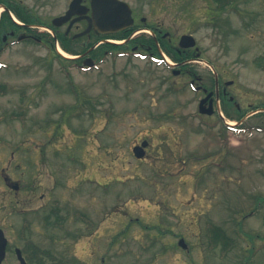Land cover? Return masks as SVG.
<instances>
[{
  "label": "rangeland",
  "instance_id": "1",
  "mask_svg": "<svg viewBox=\"0 0 264 264\" xmlns=\"http://www.w3.org/2000/svg\"><path fill=\"white\" fill-rule=\"evenodd\" d=\"M24 1L44 3L47 19L72 0ZM124 1L136 24L176 45L195 36L212 64H194L206 86L215 71L241 109L264 108V0H237L225 21L211 20L208 0ZM190 82L144 51L108 53L92 68L32 40L0 53L3 264H20L15 248L29 244L54 264H264V117L230 130L200 115ZM53 209L58 225L47 224ZM209 223L237 241L226 258L208 247Z\"/></svg>",
  "mask_w": 264,
  "mask_h": 264
},
{
  "label": "trees",
  "instance_id": "2",
  "mask_svg": "<svg viewBox=\"0 0 264 264\" xmlns=\"http://www.w3.org/2000/svg\"><path fill=\"white\" fill-rule=\"evenodd\" d=\"M208 6H209L210 14L212 15L213 18L211 20H215L216 18H219L220 20L225 21L226 19H223V15L227 11L235 8L238 9L237 0H208ZM187 9H188V5L182 6L183 11H188ZM23 19L26 20L25 18ZM29 22L35 23L33 20ZM225 24H229L228 20L226 21ZM140 28L151 29L154 35L143 34L122 45L104 43L101 44L97 49L92 51L90 56L94 60L98 61L99 59L106 56V54L108 53H114L120 50L127 52L129 50L138 49V50L147 51L150 56L158 57L161 60H164L161 54V51H163L176 63H183L189 60L202 58V56H199L194 50H180L178 46L171 41L170 38H167L165 36V32L157 30L152 25H142V24L136 25L128 30L113 35H102L99 37L93 35L94 40L86 43V46L82 47L81 51L77 49L81 41L72 40V39L65 40L60 36L58 37V39L61 47L66 52H69L74 55H79L81 53L87 52L90 48H92L95 44H97L103 39L127 40L132 36V34L135 31H137ZM48 44H50L52 50H55L54 38L50 37ZM56 56L58 59H61L62 61L65 62L81 63L80 59L69 60L61 57L59 54H57ZM192 64L193 63L183 65L181 67L182 71L183 72L190 71L191 73V71H193ZM213 85H214V80H213ZM222 109L228 118L236 119L238 121H241L247 114V111L239 110L235 100L232 101L229 98V96L228 97L222 96ZM259 116L264 117V113H260ZM260 201H264V200L260 199ZM53 213L57 222L64 220L63 216L59 213L58 209H54ZM52 216L53 215H49L46 217V220L48 222L47 224L51 223L50 221L52 219ZM206 237L208 239V247L210 248L212 253L215 255H219L222 258H225L229 254V252L237 246L236 239L230 237L227 231L223 227L216 225L214 223L208 224L206 229ZM24 252L26 253L27 259L30 264H54L46 261V256H49L50 254L47 251H44L36 247L34 244L27 245V247L24 249ZM218 252L220 254H217Z\"/></svg>",
  "mask_w": 264,
  "mask_h": 264
},
{
  "label": "water",
  "instance_id": "3",
  "mask_svg": "<svg viewBox=\"0 0 264 264\" xmlns=\"http://www.w3.org/2000/svg\"><path fill=\"white\" fill-rule=\"evenodd\" d=\"M89 11H92L91 15H87ZM79 15L77 19L73 20L71 26L77 21L82 19H87L88 27L83 32L74 36V39L86 36L90 34L93 30L98 34H112L117 33L132 27L135 23L133 18V11L131 6L122 0H92L91 7L88 8L82 5V0H74L70 9L65 16L56 18L54 24L56 26H61L68 22L72 16ZM197 41L193 35H183L180 39L179 46L182 49H189L195 47ZM93 47L91 50H94ZM87 64L93 66L92 60L88 59ZM212 96L210 94L206 99L202 100L200 103V112L202 114L212 115L214 113L212 103L210 108H206L205 104ZM219 96V95H218ZM213 102V101H212ZM149 146L148 141H144L141 146L134 148V155L138 159H142L146 156L145 148ZM16 190L19 189V185L14 187ZM180 245L183 248H187L184 240L180 241ZM8 247V239L4 231L0 228V264L6 258ZM17 257L21 264H28L23 257L22 251L20 249L16 250Z\"/></svg>",
  "mask_w": 264,
  "mask_h": 264
},
{
  "label": "flooded vegetation",
  "instance_id": "4",
  "mask_svg": "<svg viewBox=\"0 0 264 264\" xmlns=\"http://www.w3.org/2000/svg\"><path fill=\"white\" fill-rule=\"evenodd\" d=\"M83 3L87 5L85 1H83ZM42 5H28L24 0H0V53L5 49L7 50L9 47L18 45L19 41L23 40H32L43 44L44 41L48 39L46 33L48 32L47 29L51 30L53 34L67 38L82 32L87 27L88 23L86 20H82L71 26V21L77 18V16L72 17L69 22L62 26L56 27L54 25L55 17L44 18L42 12L44 7ZM66 12L67 11L60 16L64 15ZM22 17L26 19L25 26L19 24V20L22 21ZM32 20L35 23L29 22ZM201 80V77H196L194 80L195 86L197 81ZM196 88L203 94V97L211 92V90L204 85Z\"/></svg>",
  "mask_w": 264,
  "mask_h": 264
},
{
  "label": "bare ground",
  "instance_id": "5",
  "mask_svg": "<svg viewBox=\"0 0 264 264\" xmlns=\"http://www.w3.org/2000/svg\"><path fill=\"white\" fill-rule=\"evenodd\" d=\"M63 55L67 56V57H71L69 54H67L65 51H63L62 49L59 50ZM233 124V122H230Z\"/></svg>",
  "mask_w": 264,
  "mask_h": 264
}]
</instances>
